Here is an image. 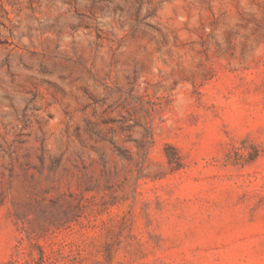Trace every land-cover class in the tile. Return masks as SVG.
Wrapping results in <instances>:
<instances>
[{
  "label": "rangeland",
  "instance_id": "obj_1",
  "mask_svg": "<svg viewBox=\"0 0 264 264\" xmlns=\"http://www.w3.org/2000/svg\"><path fill=\"white\" fill-rule=\"evenodd\" d=\"M61 244L264 264V0H0V264Z\"/></svg>",
  "mask_w": 264,
  "mask_h": 264
},
{
  "label": "trees",
  "instance_id": "obj_2",
  "mask_svg": "<svg viewBox=\"0 0 264 264\" xmlns=\"http://www.w3.org/2000/svg\"><path fill=\"white\" fill-rule=\"evenodd\" d=\"M179 162V159L178 161ZM169 163L173 164L172 159H169ZM39 248V258L34 260L36 264H67V261L76 262L75 256L73 253H67L65 247L61 245H56L52 248L50 254H47L42 247ZM16 263V262H15ZM14 264V262H13Z\"/></svg>",
  "mask_w": 264,
  "mask_h": 264
}]
</instances>
